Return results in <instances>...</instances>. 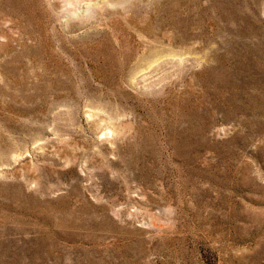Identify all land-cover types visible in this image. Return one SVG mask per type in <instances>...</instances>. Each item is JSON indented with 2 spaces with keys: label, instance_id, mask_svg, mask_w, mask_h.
Masks as SVG:
<instances>
[{
  "label": "rangeland",
  "instance_id": "obj_1",
  "mask_svg": "<svg viewBox=\"0 0 264 264\" xmlns=\"http://www.w3.org/2000/svg\"><path fill=\"white\" fill-rule=\"evenodd\" d=\"M0 264H264V0H0Z\"/></svg>",
  "mask_w": 264,
  "mask_h": 264
}]
</instances>
